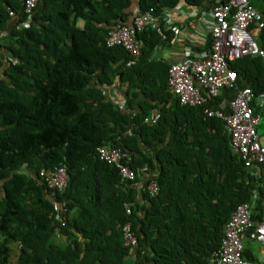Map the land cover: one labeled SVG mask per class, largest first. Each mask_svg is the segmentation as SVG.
<instances>
[{
  "label": "trees",
  "instance_id": "obj_1",
  "mask_svg": "<svg viewBox=\"0 0 264 264\" xmlns=\"http://www.w3.org/2000/svg\"><path fill=\"white\" fill-rule=\"evenodd\" d=\"M180 1L40 0L29 18L23 0H0V264H208L239 204L261 219L264 165L247 167L223 120L207 112L223 98L182 105L169 88L173 62L154 53L177 33L164 21L147 25L135 37L138 55L108 45L111 29L146 12L164 17ZM249 1L264 17V0ZM251 28L264 50V27ZM232 67L264 94V56ZM117 81L121 103L107 93ZM252 104L264 115V104ZM153 111L156 124L146 122ZM257 131L264 136V120ZM100 146L128 152L137 177L123 179ZM60 165L63 192L40 176Z\"/></svg>",
  "mask_w": 264,
  "mask_h": 264
},
{
  "label": "built area",
  "instance_id": "obj_2",
  "mask_svg": "<svg viewBox=\"0 0 264 264\" xmlns=\"http://www.w3.org/2000/svg\"><path fill=\"white\" fill-rule=\"evenodd\" d=\"M40 0H23V11L32 17ZM198 12H194V16ZM203 25L211 38L209 49L195 51L188 47L183 59L175 61L169 69V88L179 98L182 105H200L206 101L205 95L218 97L224 90H234V96L227 109L207 111L209 116H217L223 120L230 132V146L238 154L247 167L264 165V142L257 128L262 116L256 112L252 102L255 94L251 87L238 88V74L232 63L250 55L264 56L252 26L257 29L264 27V17L249 0H225L224 3L212 8L210 13H203ZM166 28L172 29L171 15L165 14ZM151 12L135 16L129 25H119L111 29L108 45H122L132 55L140 53L139 43L135 40L137 32L147 25L156 22ZM29 26V21L25 23ZM174 31H178L175 28ZM158 113L153 111L146 122L156 124ZM98 157L114 165L123 179L134 180L137 172L128 165L132 161L128 152L118 147L100 146L96 149ZM126 161V162H125ZM40 176L45 179L49 188L65 191L68 186V173L65 165L53 170H42ZM152 195L159 191L157 181L149 184ZM128 214L131 206L126 203ZM253 229V237L264 244V214L258 221L254 220V205L241 203L233 211L226 225L225 235L218 251H215L208 264H261L247 258L245 237ZM126 246H133L137 240L132 223L126 222L122 227Z\"/></svg>",
  "mask_w": 264,
  "mask_h": 264
},
{
  "label": "crops",
  "instance_id": "obj_3",
  "mask_svg": "<svg viewBox=\"0 0 264 264\" xmlns=\"http://www.w3.org/2000/svg\"><path fill=\"white\" fill-rule=\"evenodd\" d=\"M211 4V0H204L203 6L197 7L189 5L184 0H181L176 7H174L173 9H168L166 11V14L171 15L173 30H175V28H178V31H175L177 33V37L172 41L165 43L164 45L157 46L154 53L156 58L166 59L172 63L183 59L186 55V51L188 50L187 48L190 46L195 51H204L206 49H209L211 45V38L207 36L208 34L206 33L204 28L205 26L203 25V13H210L212 8L217 6H211ZM196 11L198 12V14L194 16V12ZM161 21L166 22L165 18H163L161 20H156V24H160ZM10 25H14L13 21L12 23L10 22ZM79 25L82 26L83 22L80 21ZM165 25H167V23H165ZM255 30L258 31L257 28H255ZM123 87L124 86L117 81L115 86H113L112 88H108L107 93L109 98L120 103L124 102L125 90ZM237 87L240 89L244 87H250V85L248 86L246 83L238 80ZM234 92V90H224L221 93L220 97L223 98L221 106L223 109L228 108L229 102L234 96ZM255 100L257 101V104L259 106L260 104H264V94H261V96L259 97L255 96ZM259 114L262 116L263 122L264 115H262L261 112ZM260 137L264 142V136L260 135ZM245 250H247V256L249 257V259L264 264V244L256 241L252 233L250 234L249 232L245 237Z\"/></svg>",
  "mask_w": 264,
  "mask_h": 264
}]
</instances>
